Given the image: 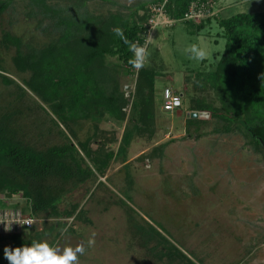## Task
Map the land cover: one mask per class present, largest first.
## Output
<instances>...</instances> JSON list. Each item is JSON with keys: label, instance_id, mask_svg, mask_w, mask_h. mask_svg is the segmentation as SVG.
Returning <instances> with one entry per match:
<instances>
[{"label": "rangeland", "instance_id": "1", "mask_svg": "<svg viewBox=\"0 0 264 264\" xmlns=\"http://www.w3.org/2000/svg\"><path fill=\"white\" fill-rule=\"evenodd\" d=\"M146 1L93 0L85 9L96 17L118 15L141 22L138 18L149 16L153 7L140 10ZM206 1L210 13L194 17L192 23L165 12L156 18L149 31L153 38L150 56L134 74L128 73L118 57H107L106 82L110 88L117 82L129 99L123 123L104 110H94L86 119L78 115L68 125L62 123L50 105L27 87L31 74L16 69L13 58L18 47L2 44L10 34L21 40L22 52L46 48L57 40L51 21L33 16L29 0H14L0 14V117L12 116L18 139L37 151L71 142L78 148L75 155L83 159V168L92 172L77 187L67 184L64 197L53 210L35 216L31 229L11 226V231L5 230L4 223L32 215L31 204L21 196L10 200L2 194L0 264H9L5 247L30 246L33 240L61 246L85 244L87 251L79 257L80 264H188L181 259L170 262L167 257L159 260L156 250L151 251L157 246L154 238L149 237L144 247L151 227L195 264H264V141H258L240 122L225 133V123L202 110L220 109L223 103L221 89L208 80L225 51L226 39L218 20L240 13H264V0ZM162 6L165 10L166 4ZM193 43L207 49L204 61L192 60L185 52ZM141 72L148 73L145 89L142 85L145 103L154 100L147 122L133 106L139 100ZM103 77L99 74L98 80L103 82ZM166 88L182 96L183 107L176 113L162 109ZM128 129L133 139L121 155ZM81 144H88L91 157L105 162L103 173ZM92 232L97 234L96 243L88 248Z\"/></svg>", "mask_w": 264, "mask_h": 264}, {"label": "trees", "instance_id": "2", "mask_svg": "<svg viewBox=\"0 0 264 264\" xmlns=\"http://www.w3.org/2000/svg\"><path fill=\"white\" fill-rule=\"evenodd\" d=\"M88 1L93 0H67L68 4L60 0H29L28 6L33 16H42L51 21L57 40L46 48H32L28 52H22L21 40L10 34L4 36L2 44L7 48L12 45L18 47L13 58L16 69L20 73L31 74L26 82L27 87L50 105L62 123L68 125L69 122H76L78 115L84 119L90 118L94 110H104L117 122L123 123L126 118L124 109L129 99L120 92L117 82L111 88L106 82V59L118 57L129 74H134L138 69L128 63L133 54L113 29L120 27L129 40L143 44L151 29L148 20L154 14L151 12L149 16L146 14L138 18L141 22L124 20L118 15L96 17L85 9ZM13 3L14 0H0V14L11 8ZM164 3L165 13L182 20L193 4L201 7L208 2L149 0L142 3L139 9L146 10L151 5L162 6ZM112 4L116 5L115 2ZM188 23H192V20ZM218 25L226 39L225 51L208 80L214 88L221 89L223 103L220 109L202 110L224 122L225 133L240 122L258 141H264V76H261L264 74V13H240L218 20ZM99 74L105 75L103 82L98 80ZM140 74L137 82L139 100L133 106L135 111L139 110L145 122L149 111L154 108V100L151 98L145 103L142 94L148 73ZM3 78L6 83H13L7 77ZM100 83L105 85L97 87L101 86ZM13 123L12 116L0 117V197L4 194L5 198L12 200L21 196L31 204L32 217L39 216L54 209L67 193V184L77 187L87 182L92 172L83 168L84 161L76 157L78 148L71 142L44 152L37 151L18 139ZM135 127L139 130L137 125ZM133 135L132 130L126 131L120 148L121 155L129 147ZM81 148L103 173L105 162L91 157L88 144H81ZM111 157L108 156V159ZM150 231L143 245L147 247L149 237L154 238L157 246L151 251L156 250L159 260L167 257L170 262L181 259L195 264L158 230L151 227Z\"/></svg>", "mask_w": 264, "mask_h": 264}, {"label": "clouds", "instance_id": "3", "mask_svg": "<svg viewBox=\"0 0 264 264\" xmlns=\"http://www.w3.org/2000/svg\"><path fill=\"white\" fill-rule=\"evenodd\" d=\"M113 32L124 42L125 45L128 46V50L133 54L128 63L134 69L143 68L150 56L148 49L153 40L151 33H148L144 43L140 44L138 41L129 40L125 36L124 30L120 27L114 28ZM185 52L188 54L190 59L195 61H204L208 56L207 49L199 43L191 44L185 49ZM261 76H264V74H261ZM13 223L19 222H12L10 224L4 223L5 230L11 231ZM24 224L31 225L27 222ZM96 235L97 234L95 232L90 234L86 242L88 248L95 246ZM86 251L87 248L83 243H78L75 246L70 243H65L61 246L59 242L52 244L47 240H33L30 246L25 245L14 249L11 247H5L4 256L9 261V264H80L79 257L84 255Z\"/></svg>", "mask_w": 264, "mask_h": 264}, {"label": "built area", "instance_id": "4", "mask_svg": "<svg viewBox=\"0 0 264 264\" xmlns=\"http://www.w3.org/2000/svg\"><path fill=\"white\" fill-rule=\"evenodd\" d=\"M210 3L202 4L201 7H199L197 4H193L189 10V12L185 15L184 20L189 21L193 20L194 17H201L206 15L207 13H210L209 8ZM151 12L154 14V16L149 20V25L150 27L154 26L155 20L159 15H163L164 13V8L163 6L156 5L151 9ZM162 98H163V103H162V109L166 113H176L179 109L182 108L183 106V100L182 96L175 91H173L170 88H166L163 93H162ZM19 218L16 222H19L16 226L12 225V228L14 229L17 227L19 230L20 229H31L34 224L36 223L35 217H27L23 220H20ZM15 222V221H14ZM25 222L31 224H24ZM24 224V225H23ZM16 228V229H17ZM17 229V230H18ZM18 230V231H19Z\"/></svg>", "mask_w": 264, "mask_h": 264}, {"label": "water", "instance_id": "5", "mask_svg": "<svg viewBox=\"0 0 264 264\" xmlns=\"http://www.w3.org/2000/svg\"><path fill=\"white\" fill-rule=\"evenodd\" d=\"M193 118H196L197 117V114H193V116H192Z\"/></svg>", "mask_w": 264, "mask_h": 264}]
</instances>
